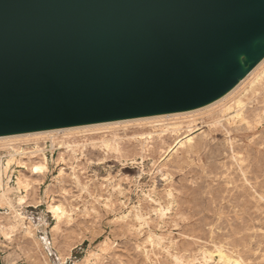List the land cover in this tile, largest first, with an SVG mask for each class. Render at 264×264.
I'll return each instance as SVG.
<instances>
[{
	"label": "rangeland",
	"instance_id": "rangeland-1",
	"mask_svg": "<svg viewBox=\"0 0 264 264\" xmlns=\"http://www.w3.org/2000/svg\"><path fill=\"white\" fill-rule=\"evenodd\" d=\"M250 2L239 4L249 10ZM247 26L245 16L241 22L237 16L224 20L218 36L231 49L209 53L207 76L218 87L202 106L156 114L165 115L162 122L145 127L123 118L114 120L125 121L116 130L100 134L15 141V152L0 148L2 187L12 189L8 198L22 216L0 205V264H222L219 250L242 264H264V37L246 49ZM237 98L239 112L233 106ZM207 105L208 112L169 116ZM173 126L181 128L178 135L158 136ZM115 136L119 153L100 143ZM32 156L33 162L46 161L42 177L32 176Z\"/></svg>",
	"mask_w": 264,
	"mask_h": 264
},
{
	"label": "water",
	"instance_id": "water-1",
	"mask_svg": "<svg viewBox=\"0 0 264 264\" xmlns=\"http://www.w3.org/2000/svg\"><path fill=\"white\" fill-rule=\"evenodd\" d=\"M243 1L0 0V135L204 104L224 20L264 37V0Z\"/></svg>",
	"mask_w": 264,
	"mask_h": 264
},
{
	"label": "bare ground",
	"instance_id": "bare-ground-1",
	"mask_svg": "<svg viewBox=\"0 0 264 264\" xmlns=\"http://www.w3.org/2000/svg\"><path fill=\"white\" fill-rule=\"evenodd\" d=\"M263 61V60H262ZM259 65V64H258ZM257 65V66H258ZM260 69V68H259ZM254 70V69H253ZM261 72V71H260ZM251 74V73H250ZM260 74V73H259ZM249 75V74H248ZM247 78V77H246ZM256 78H257V76H256ZM255 78V79H256ZM245 79V78H244ZM243 80V79H242ZM258 81V80H257ZM239 83H241V82H239ZM238 83V84H239ZM252 82L250 81L249 82V84H251ZM258 85V84H257ZM239 86V85H238ZM260 86V85H259ZM242 87V86H241ZM255 87V86H254ZM259 88V87H258ZM256 90V89H255ZM234 91V90H233ZM253 92V90L251 91V93ZM255 92V91H254ZM248 94H249V92H248ZM253 94V93H252ZM244 95H246V93L244 94ZM225 96V95H224ZM226 97H227V95H226ZM231 97H233V96H231ZM231 97H229V98H231ZM243 98V97H242ZM216 100V99H215ZM228 100V99H227ZM242 101H244L243 99H242ZM237 106L236 108L238 109L237 111L239 112L240 111V109L242 108L241 106H242V102L240 101V99L239 98H237V100H235V102H233V106ZM202 106V105H201ZM210 106H212V105H207V106H203V107H201V108H199L198 107V109H194V110H190V111H187V112H184V113H177V114H171V115H169L170 117L171 116H178V115H182V114H194V113H196V112H201V111H203V110H205L204 112H208L209 110H211V109H208ZM231 107H229V109H230ZM236 111V112H237ZM247 111V110H246ZM237 112V113H238ZM251 112V111H250ZM258 112H259V110H258ZM202 113V112H201ZM222 113H223V110H222ZM236 113V114H237ZM244 113V112H243ZM247 114V113H246ZM249 114V113H248ZM247 114V115H248ZM254 114V113H253ZM168 115V114H167ZM164 116L165 115H154V116H147V117H139V118H135V119H133V118H131L132 119V122H137L136 123V125L137 126H140V127H145V126H148V125H150V124H153V123H157V122H162V121H160L159 120V118H164ZM168 116V117H169ZM185 116V115H184ZM244 116V115H243ZM258 116H260V115H258ZM262 116V115H261ZM216 117V116H215ZM218 117V116H217ZM221 117V116H220ZM234 117H236V116H234ZM245 117V116H244ZM172 118V117H171ZM184 118V117H183ZM190 118V117H189ZM237 118V117H236ZM242 118V117H241ZM178 119V118H177ZM250 119V118H249ZM264 119V118H263ZM210 120V119H209ZM213 120V119H212ZM164 121V120H163ZM248 121V120H247ZM125 121H113V122H107V121H104V122H95V123H87V124H80V125H71V126H65V127H57V128H44V129H38V130H33V131H24V132H16V133H6V134H1L0 135V148H2V149H8V150H11L12 152L14 151V149H13V145L14 144H12V142H15V141H20V140H25V141H27L28 139H30V138H32V139H40V138H48L49 140H51V141H53V138H54V136H57V135H59V134H71V133H76V134H85V133H90V135H92V134H100L99 132H101V131H105V130H116L117 129V127H115V125H117V124H120V123H124ZM250 122H252V121H250ZM255 122H256V120H255ZM260 122V121H259ZM129 123H130V121H129ZM212 124V123H211ZM252 124V123H251ZM161 125V124H160ZM254 125V124H253ZM119 126V125H118ZM123 126H126V125H123ZM129 126V125H128ZM214 126V125H213ZM219 126H220V124H219ZM223 126V125H222ZM208 127V126H207ZM215 127H216V125H215ZM225 127V126H224ZM151 128V127H150ZM166 128V127H165ZM180 129L181 128H179V126H173V127H169V128H167L166 130H164V128H162V129H160V134L158 135V136H160L161 134H164V133H169V134H177L178 133V131H180ZM218 129V128H217ZM225 129V128H224ZM187 130V129H186ZM190 130V129H189ZM193 130V129H192ZM195 130V129H194ZM221 130V129H220ZM188 132V131H187ZM226 132H227V130H226ZM103 133V132H102ZM142 133V132H141ZM146 133H147V131H146ZM154 133H156V132H154ZM181 133H183V132H181ZM145 134V133H144ZM184 134V133H183ZM191 134V133H190ZM205 134H206V132H205ZM227 134V133H226ZM116 135V134H115ZM120 135V134H119ZM137 135V134H136ZM148 137H150V133H147L146 134ZM178 135V134H177ZM192 135V134H191ZM199 135V134H198ZM257 135V134H256ZM103 136V135H102ZM108 136V135H107ZM125 136V135H124ZM166 136V135H165ZM183 136V135H182ZM130 137H131V135H130ZM163 137V136H162ZM173 137V136H172ZM96 138V137H95ZM106 138V137H105ZM140 138H141V136H140ZM153 138V137H152ZM194 138V137H193ZM203 138V137H202ZM78 139V138H77ZM94 139V138H93ZM128 139V138H127ZM155 139H157V138H155ZM159 139V138H158ZM161 139V138H160ZM166 139V138H165ZM165 139H164V141H165ZM175 139H177L176 137H175ZM179 139V138H178ZM181 139V138H180ZM79 140V139H78ZM95 140V139H94ZM143 140V139H142ZM141 140V141H142ZM170 140H171V138H170ZM190 140H192V139H187L186 140V142H190ZM196 140V139H195ZM210 140V139H209ZM71 141H72V139H71ZM70 141V142H71ZM82 141V140H81ZM100 141V140H99ZM119 141V140H118ZM148 141V140H147ZM159 141V140H158ZM180 141V140H179ZM178 141V142H179ZM162 142V141H161ZM170 142V141H169ZM185 142V141H184ZM197 142V141H196ZM199 142H201V141H199ZM204 142V141H203ZM215 142V141H214ZM224 142V141H223ZM75 143V142H74ZM77 143V142H76ZM87 143V142H86ZM91 143V142H90ZM100 143H101V145L106 149V150H112L113 152H117V153H119V148H120V146L118 147V144L119 143H117V138H116V136L115 137H112L111 139H109V140H106V139H102L101 141H100ZM140 143V142H139ZM168 142H166V144H167ZM191 143V142H190ZM210 143V142H209ZM72 144V143H71ZM123 144V143H122ZM141 144V143H140ZM152 144V143H151ZM157 144H159L158 142H157ZM169 144V143H168ZM172 144V143H171ZM199 144V143H198ZM197 144V145H198ZM57 145V144H56ZM87 145V144H86ZM90 145V144H89ZM100 145V146H101ZM120 145H121V143H120ZM124 145H126V144H124ZM187 145V144H186ZM195 145V144H194ZM41 146V145H40ZM58 146V145H57ZM76 146V145H75ZM85 146V145H84ZM123 145H121V147H122ZM135 146V145H134ZM168 146V145H167ZM190 146V145H189ZM202 146V145H201ZM218 146V145H217ZM219 146H220V144H219ZM67 147V146H66ZM94 147V146H93ZM173 147V146H172ZM177 147V146H176ZM193 147V146H192ZM196 147V146H195ZM194 147V148H195ZM81 148V147H80ZM132 148V147H131ZM138 148V147H137ZM161 148H162V146H161ZM215 148V147H214ZM219 148V147H218ZM66 149V148H65ZM71 149V148H70ZM69 149V151H71ZM123 149V148H122ZM128 149V148H127ZM149 149V148H148ZM154 149V148H153ZM163 149V148H162ZM169 149H170V147H169ZM191 149V148H190ZM204 149V148H203ZM38 150V149H37ZM40 150V149H39ZM38 150V151H39ZM130 150H132V149H130ZM138 150H140V149H138ZM150 150V149H149ZM155 150V149H154ZM157 150V149H156ZM166 150V149H165ZM178 150H180V149H178ZM184 150V149H183ZM189 150V149H188ZM195 150V149H194ZM215 150V149H214ZM19 151V150H18ZM22 151V150H21ZM42 150H40V152H41ZM68 151V152H69ZM127 151V150H126ZM125 151V152H126ZM168 151V150H167ZM172 151V150H171ZM177 151V150H176ZM180 151H182V150H180ZM186 151V150H185ZM204 151V150H203ZM213 151V150H212ZM15 152V151H14ZM141 152V151H140ZM148 152V151H147ZM150 152V151H149ZM156 152V151H155ZM154 152V153H155ZM177 152H179V151H177ZM201 152V151H200ZM199 152V153H200ZM205 152V151H204ZM111 153V152H110ZM121 153V152H120ZM153 153V154H154ZM182 153H184V151L182 152ZM212 153H214V152H212ZM27 155H32V154H35V151L34 152H32V151H30V152H27L26 153ZM125 154V153H124ZM149 154V153H148ZM150 154H151V152H150ZM159 154H160V151H159ZM164 154V153H163ZM162 154V155H163ZM170 154H172V153H170ZM176 154V153H175ZM179 154H180V152H179ZM196 154V153H195ZM206 154V153H205ZM211 154V153H210ZM18 155V154H17ZM73 155V154H72ZM121 155V154H120ZM119 155V156H120ZM123 155V154H122ZM184 155V154H183ZM193 155H194V152H193ZM10 156V155H9ZM11 156H13V155H11ZM123 156H125V155H123ZM129 156H130V154H129ZM151 156V155H150ZM175 156V155H174ZM177 156V155H176ZM185 156V155H184ZM195 156V155H194ZM202 156V155H201ZM200 156V157H201ZM211 156H212V154H211ZM37 157H38V155H37ZM196 157H198V156H196ZM11 158V157H10ZM35 157L34 156H32V157H29L28 158V163H29V166H30V171H31V173H32V176H41L42 177V175L44 174V172H46V170H47V168H46V161L44 160V159H42V161L41 162H33V159H34ZM176 158V157H175ZM193 158V157H192ZM214 158V157H213ZM172 160H176V159H172ZM179 161V160H178ZM174 162V161H173ZM172 162V163H173ZM175 163V162H174ZM7 164V163H6ZM180 164V163H179ZM183 164V163H182ZM185 164V163H184ZM182 168V167H181ZM167 169V168H166ZM172 169H173V167H172ZM172 169H171V171H172ZM183 169V168H182ZM181 169V170H182ZM180 171V170H179ZM169 173V172H168ZM259 180V179H258ZM249 181V180H248ZM20 182H22V180L21 179H18V182L17 183H20ZM170 183H171V181H169ZM256 182H257V180H256ZM231 183H233L232 181H231ZM242 184V183H241ZM246 184V183H245ZM257 184V183H256ZM235 185V184H234ZM240 185V184H239ZM169 186V185H168ZM173 186V185H172ZM228 186V185H227ZM112 188V187H111ZM233 188H235L234 186H233ZM172 189V188H171ZM257 189V188H256ZM227 190H229V189H227ZM232 190V189H231ZM248 190V189H247ZM88 191V190H87ZM177 191V190H176ZM251 191V190H250ZM249 191V192H250ZM12 192V189H10V187L8 188H5V189H3V187H2V180H1V176H0V205H5L7 208H9L10 209V211H12L13 213H15L16 214V217H18L19 219H21L22 218V216H20V214H17L15 211H14V208H13V205H12V203H11V200L8 198V195L10 194ZM116 192V191H115ZM174 192V191H173ZM230 192V191H229ZM233 192H234V190H233ZM254 191H252V193H253ZM178 193V192H177ZM247 194V193H246ZM167 195V194H166ZM92 196V195H91ZM171 196V195H170ZM176 196V195H175ZM244 196V195H243ZM29 197V196H28ZM237 197H238V195H237ZM242 197V196H241ZM254 197V196H253ZM179 198V197H178ZM244 198V197H243ZM234 199V198H233ZM236 199V198H235ZM252 199V198H251ZM256 199V198H255ZM263 199V198H262ZM262 201V200H261ZM172 202V201H171ZM177 202V201H176ZM179 202V201H178ZM232 202V201H231ZM243 202V201H242ZM241 202V203H242ZM247 202H249V201H247ZM251 202V201H250ZM257 202H259V201H257ZM170 203V202H169ZM228 203H230V202H228ZM240 203V204H241ZM261 203V202H260ZM168 204V203H167ZM232 204V203H231ZM245 204V203H244ZM251 204V203H250ZM246 205V204H245ZM249 205V204H248ZM178 206V205H177ZM239 206V205H238ZM250 206V205H249ZM146 207V206H145ZM253 207V206H252ZM256 207V206H255ZM53 208L56 210V211H58V212H60V213H63L62 212V209L59 207V206H53ZM53 208H50V210L51 209H53ZM144 208V207H143ZM148 208V207H147ZM258 208H259V206H258ZM146 209V208H145ZM170 210V209H169ZM255 210V209H254ZM176 211H178V210H176ZM181 211H182V209H181ZM141 212V211H140ZM174 212V211H173ZM179 212H180V210H179ZM178 212V213H179ZM54 214H57V212H54ZM65 214V213H64ZM58 215V214H57ZM181 215V214H180ZM180 215H178L177 214V216H180ZM11 216V215H10ZM56 216V215H55ZM176 216V217H177ZM59 217H61V216H58V220H59ZM141 217V216H140ZM182 217H184V216H182ZM9 218V217H8ZM11 218H12V216H11ZM56 218H57V216H56ZM178 218V217H177ZM18 219V220H19ZM66 219V218H65ZM9 220V219H8ZM12 221V220H11ZM66 222V221H65ZM76 222H78V221H76ZM62 223V222H61ZM80 223V222H79ZM174 223V222H173ZM22 224V223H21ZM31 224V223H30ZM60 224V223H59ZM175 224V223H174ZM16 225V224H15ZM57 225V224H56ZM65 225V224H64ZM176 225H178V224H176ZM55 226V225H54ZM74 226V225H73ZM174 226V225H173ZM34 227V226H33ZM78 227V226H77ZM81 227V226H80ZM93 227V226H92ZM91 227V228H92ZM168 227H170L169 226V224H168ZM23 228V227H22ZM27 228H29V227H27ZM32 228V227H31ZM59 228V227H58ZM67 228V227H66ZM89 228V227H88ZM25 229V228H24ZM56 229V228H55ZM63 230V229H62ZM69 230V229H68ZM73 230V229H72ZM91 230V229H90ZM96 230V229H95ZM31 231V230H30ZM70 231V230H69ZM79 231V230H78ZM12 232V231H11ZM25 232H26V230H25ZM58 232H60V231H58ZM74 232V231H73ZM72 232V233H73ZM53 233V232H52ZM67 233V232H66ZM71 233V234H72ZM212 233V232H211ZM9 234V233H8ZM13 234V233H12ZM31 234H32V231H31ZM61 234H63V233H61ZM183 234V233H182ZM25 235V234H24ZM67 235V234H66ZM210 235V234H209ZM18 236V235H17ZM22 236V235H21ZM59 236V235H58ZM70 236V235H69ZM72 236H74V235H72ZM163 236V235H162ZM19 237H20V235H19ZM60 237V236H59ZM75 237V236H74ZM92 237H94V236H92ZM131 237V236H130ZM151 237V236H150ZM154 237V236H153ZM21 238V237H20ZM26 238V237H25ZM34 238H35V236H34ZM54 238V237H53ZM69 238H71V237H69ZM155 238V237H154ZM154 238H152V239H154ZM27 239H29V238H27ZM63 239V238H62ZM77 239V238H76ZM75 239V240H76ZM160 239H162V238H160ZM211 239V238H210ZM19 240V239H18ZM25 240V239H24ZM23 240V241H24ZM36 240H38V239H36ZM53 240V239H52ZM71 240V239H70ZM149 240V239H148ZM155 240V239H154ZM159 240V239H158ZM225 240H226V238H225ZM58 241V240H57ZM60 241V240H59ZM173 241V240H172ZM66 242V241H65ZM69 242V241H68ZM210 242V241H209ZM216 242H218V241H216ZM53 243H55V242H53ZM52 243V244H53ZM59 243V242H58ZM73 243H74V241H73ZM76 243V242H75ZM151 243V242H150ZM72 244V243H71ZM109 244V243H108ZM157 244V243H156ZM169 244V243H168ZM175 244V243H174ZM19 245V244H18ZM21 245V244H20ZM37 245H38V243H37ZM72 245H74V244H72ZM105 245V244H104ZM136 245H137V243H136ZM140 245V244H139ZM158 245V244H157ZM173 245V244H172ZM188 245H189V243H188ZM36 246V245H35ZM68 246H70V245H68ZM111 246V245H110ZM186 246V245H185ZM220 246V245H219ZM22 247V246H21ZM54 247V246H53ZM106 247V246H105ZM173 247V246H172ZM175 247V246H174ZM180 247H181V245H180ZM179 247V248H180ZM182 248V247H181ZM141 249V248H140ZM201 249V248H200ZM25 250V249H24ZM38 250V249H37ZM108 250V249H107ZM106 250V251H107ZM202 250V249H201ZM217 250H219V249H217ZM39 251V250H38ZM62 251V250H61ZM69 251V250H68ZM67 251V252H68ZM167 252H168V250H166ZM176 251V250H175ZM181 251V250H180ZM216 251V250H215ZM233 251V250H232ZM96 252V251H95ZM144 252V251H143ZM146 252V251H145ZM149 252V251H148ZM177 252V251H176ZM185 252V251H184ZM200 252V251H199ZM239 252V251H238ZM249 252V251H248ZM251 252V251H250ZM26 253V252H25ZM30 253V252H29ZM69 253V252H68ZM103 253V252H102ZM106 253V252H105ZM170 253V252H169ZM217 253H218V259H219V261H221L222 262V264H224V263H226L227 262V264H229V263H231V264H242L239 260H236V259H231V258H229V257H227L226 255H224L223 253H222V251H217ZM216 253V254H217ZM37 254V253H36ZM45 254V253H44ZM91 254V253H90ZM176 254V253H175ZM178 254V253H177ZM209 255H210V252L208 253ZM238 254V253H237ZM58 255V254H57ZM66 255V254H65ZM174 255V254H173ZM230 255V254H229ZM228 255V256H229ZM29 256V255H28ZM42 256V255H41ZM58 256H60V255H58ZM63 256V255H62ZM96 256V255H95ZM99 256V255H98ZM102 256V255H101ZM113 256H115V255H113ZM211 256V255H210ZM210 256H208V258H210ZM32 257H34V256H32ZM92 257V256H91ZM112 257V256H111ZM110 257V258H111ZM118 257V256H117ZM176 257V256H175ZM29 258V257H28ZM35 258H36V256H35ZM109 258V259H110ZM178 258V257H177ZM44 259V258H43ZM64 259V258H63ZM87 259V258H86ZM106 259H107V256H106ZM175 259V258H174ZM204 259V258H203ZM29 260V259H28ZM34 260V259H33ZM40 260V259H39ZM61 260V259H60ZM94 260H95V258H94ZM114 260V259H113ZM231 260H233V261H231ZM86 261V260H85ZM111 261V260H110ZM41 262V261H40ZM60 262V261H59ZM79 262V261H78ZM102 262H104V261H102ZM106 262V261H105ZM31 263V262H30ZM84 263V262H83ZM78 264V263H77ZM90 264H91V262H90ZM97 264V263H96ZM100 264V263H99ZM217 264V263H216ZM221 264V263H220Z\"/></svg>",
	"mask_w": 264,
	"mask_h": 264
}]
</instances>
